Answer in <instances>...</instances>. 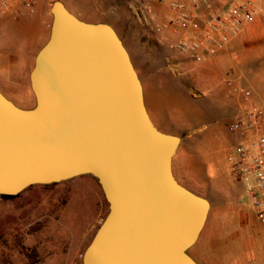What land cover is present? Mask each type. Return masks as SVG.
<instances>
[{"label": "water", "instance_id": "95a60500", "mask_svg": "<svg viewBox=\"0 0 264 264\" xmlns=\"http://www.w3.org/2000/svg\"><path fill=\"white\" fill-rule=\"evenodd\" d=\"M51 15L30 75L36 106L21 108L0 89V195L91 176L109 212L83 264H199L190 250L211 202L175 176L182 138L154 124L111 24L85 21L63 0Z\"/></svg>", "mask_w": 264, "mask_h": 264}, {"label": "rangeland", "instance_id": "374dc122", "mask_svg": "<svg viewBox=\"0 0 264 264\" xmlns=\"http://www.w3.org/2000/svg\"><path fill=\"white\" fill-rule=\"evenodd\" d=\"M72 1L71 4L67 0L68 8L79 12L86 20L95 21L94 15L98 14L108 15L107 19L118 29L126 47L131 49L124 27L129 21H140L133 10L136 0H93V4ZM112 6L118 8L115 14L111 11ZM23 17L17 18L18 21L23 22ZM17 24L0 28V65L13 69L16 67H11L9 60L4 58L9 50L18 55L33 48L35 59L50 38L49 31L45 32L42 25ZM233 52L238 67L230 70V74L243 75V46ZM245 55L249 60V53ZM209 80L206 85H211V89L193 103L194 112L189 115L193 123L191 133L185 146H180L179 154L186 148L190 160L199 170L216 167L222 174L226 190L235 197V204L227 213L231 226L216 227L220 233L215 236L211 220L190 254L202 264L203 255L235 251L242 255L236 264H264L262 225L246 200L244 185L231 175L228 162V155L237 143L235 132L230 128L235 117L226 111L222 96L212 89L214 79ZM225 196L211 188L207 199L215 209L226 202ZM108 212L104 193L91 176L55 186H33L16 197L0 195V264H83L85 251ZM212 217L215 218V212Z\"/></svg>", "mask_w": 264, "mask_h": 264}, {"label": "crops", "instance_id": "0c3cea01", "mask_svg": "<svg viewBox=\"0 0 264 264\" xmlns=\"http://www.w3.org/2000/svg\"><path fill=\"white\" fill-rule=\"evenodd\" d=\"M54 1L45 0L34 15H25L23 22L5 15L0 28L16 26L18 22L23 25L37 23L50 34L53 22L51 6ZM81 1L88 4L94 3L93 0ZM63 2L68 8L67 0H63ZM69 3L72 4L73 1L70 0ZM113 6L111 11L115 14L118 8ZM260 8V14L256 21L249 25L238 39L217 56L209 57L203 63H196L191 57L181 54L174 48L178 40L190 36L191 33H187L178 25L171 23L174 14L167 6L154 4L150 14L139 16V22L129 21L125 25L124 31L128 35L131 47L130 50L127 49L142 81L145 103L150 117L162 132L181 137L180 146H185V140L191 133L190 128L193 123L189 115L194 112L193 103L205 96L211 89V85H206L210 81L209 79H214L212 89L222 96L226 111L229 110L234 117L254 103L264 107V2L261 3ZM76 9L81 10L78 7ZM72 13L88 22L111 24L107 19L109 16L105 14L94 15L96 20L89 21L83 18L79 12L78 14ZM111 25L119 33L118 29L113 24ZM119 35L121 36L120 33ZM121 38L125 43L124 38L122 36ZM241 46H243L244 84L254 93L249 100L233 95L226 83L227 76H232L230 70L238 67V63L233 58L235 55L233 51ZM247 53L250 55L249 60L245 55ZM4 58L9 60L11 67L16 68L0 65V89L19 107L34 108L36 98L30 80L35 62L33 48L28 53L23 51L18 55L9 50ZM14 72L15 77L13 76ZM234 137L238 142L236 133ZM173 169L176 178L183 186L202 197L208 198L211 188L226 195V202L223 205H218L214 209L211 204L209 219L203 232L211 220L215 236L220 233L216 227H230L232 222L227 217V213L233 210L235 197L226 190L222 174L218 169L214 166L207 171L197 169L190 160L186 148L181 154L178 150L174 157ZM214 212L215 218L212 217ZM241 256L235 251L226 254L216 252L201 256L200 261L202 264H236Z\"/></svg>", "mask_w": 264, "mask_h": 264}, {"label": "built area", "instance_id": "2783aa9c", "mask_svg": "<svg viewBox=\"0 0 264 264\" xmlns=\"http://www.w3.org/2000/svg\"><path fill=\"white\" fill-rule=\"evenodd\" d=\"M45 0H0V24L5 15L15 19L34 15ZM264 0H136L137 16H145L154 4L167 6L178 25L190 36L176 42L174 48L203 63L238 39L258 18ZM233 95L249 100L253 91L244 84L242 74L227 78ZM230 128L238 142L228 155L231 175L241 182L248 202L255 210L264 232V107L252 104L235 117Z\"/></svg>", "mask_w": 264, "mask_h": 264}, {"label": "trees", "instance_id": "16d2710c", "mask_svg": "<svg viewBox=\"0 0 264 264\" xmlns=\"http://www.w3.org/2000/svg\"><path fill=\"white\" fill-rule=\"evenodd\" d=\"M55 185H57V184H52L51 186H55ZM49 187V186H48Z\"/></svg>", "mask_w": 264, "mask_h": 264}, {"label": "flooded vegetation", "instance_id": "af4514ba", "mask_svg": "<svg viewBox=\"0 0 264 264\" xmlns=\"http://www.w3.org/2000/svg\"><path fill=\"white\" fill-rule=\"evenodd\" d=\"M245 201V200H244Z\"/></svg>", "mask_w": 264, "mask_h": 264}]
</instances>
